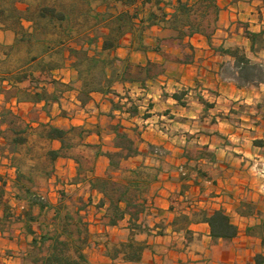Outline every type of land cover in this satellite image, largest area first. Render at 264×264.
Here are the masks:
<instances>
[{
    "label": "crops",
    "instance_id": "1",
    "mask_svg": "<svg viewBox=\"0 0 264 264\" xmlns=\"http://www.w3.org/2000/svg\"><path fill=\"white\" fill-rule=\"evenodd\" d=\"M157 1L0 0V264H264V0Z\"/></svg>",
    "mask_w": 264,
    "mask_h": 264
},
{
    "label": "trees",
    "instance_id": "2",
    "mask_svg": "<svg viewBox=\"0 0 264 264\" xmlns=\"http://www.w3.org/2000/svg\"><path fill=\"white\" fill-rule=\"evenodd\" d=\"M161 0H158L157 3H160ZM245 76H247L246 72H245ZM175 98L179 97L177 95H174ZM115 108L117 109H121L120 106L114 105ZM129 115H135L136 114V109L134 106H130L127 109ZM53 132L57 133L58 135L61 134V131L52 129ZM123 138H125V136H121ZM123 146L125 147V149L127 150V154L125 156L122 155H109V158L111 160V163L113 164V166H116L117 161H115V158H125L128 157L130 155L135 154L134 149L132 148V143L129 140H124V142L122 143ZM94 185V184H93ZM95 186H97V188H99L100 190H102L103 192L106 193V190L109 189L108 187V180L107 179H101V180H97V184H95ZM35 201V200H34ZM37 202V201H36ZM113 218H111L110 223L111 225H114L116 223V219H118L117 214L115 212V208H113ZM144 211V206L136 209V212H134L133 214V220L130 223V227L132 230L134 231H138L141 230V226L139 224H137V219H138V213L143 212ZM5 216V219L8 220L9 222H15V221H19L20 217L15 216L11 213H7ZM207 223L210 227L211 230V235L214 238H221V239H230L233 238L237 235V228L230 224L228 218L220 211H217L215 213H213L208 219H207ZM42 242V240H40ZM129 247V254H130V258L131 259H136L138 258V254L141 253L143 247L142 246H138V247H132V246H128ZM78 261L80 264H87L85 258L83 257L82 254L78 255ZM54 262H56L57 264H70L68 261L62 259V258H56V256L54 257ZM78 264V263H75Z\"/></svg>",
    "mask_w": 264,
    "mask_h": 264
},
{
    "label": "built area",
    "instance_id": "3",
    "mask_svg": "<svg viewBox=\"0 0 264 264\" xmlns=\"http://www.w3.org/2000/svg\"><path fill=\"white\" fill-rule=\"evenodd\" d=\"M125 102H127V100H125ZM130 106H133V105L131 104V105H127V106H126V105L122 104V105H121V109H120V111H121L122 113H125V114H128V115H129L127 109H128ZM154 153H155V154H158V151L155 150ZM181 174H182V176H186V172H185L183 169H181ZM33 199H34L35 201H37L38 203H43V202H44V198H43L42 196H39V195H35V196H33Z\"/></svg>",
    "mask_w": 264,
    "mask_h": 264
},
{
    "label": "rangeland",
    "instance_id": "4",
    "mask_svg": "<svg viewBox=\"0 0 264 264\" xmlns=\"http://www.w3.org/2000/svg\"><path fill=\"white\" fill-rule=\"evenodd\" d=\"M255 169H256L257 173L259 174V176L261 177V179L264 181V166L261 167L260 165H256ZM10 255H7V256L11 257Z\"/></svg>",
    "mask_w": 264,
    "mask_h": 264
}]
</instances>
